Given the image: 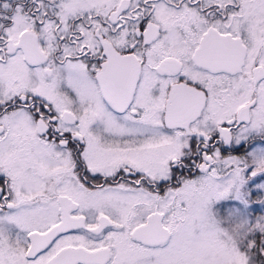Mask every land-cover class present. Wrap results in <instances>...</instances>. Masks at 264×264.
Returning <instances> with one entry per match:
<instances>
[{
    "label": "snow or ice",
    "instance_id": "snow-or-ice-1",
    "mask_svg": "<svg viewBox=\"0 0 264 264\" xmlns=\"http://www.w3.org/2000/svg\"><path fill=\"white\" fill-rule=\"evenodd\" d=\"M0 264H264V0H0Z\"/></svg>",
    "mask_w": 264,
    "mask_h": 264
}]
</instances>
